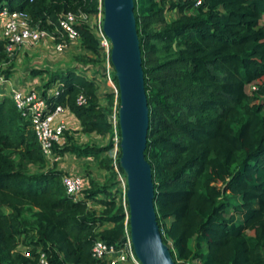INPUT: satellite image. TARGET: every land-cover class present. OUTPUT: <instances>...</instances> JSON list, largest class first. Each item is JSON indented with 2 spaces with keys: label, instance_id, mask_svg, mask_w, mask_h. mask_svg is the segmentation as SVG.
Masks as SVG:
<instances>
[{
  "label": "trees",
  "instance_id": "trees-1",
  "mask_svg": "<svg viewBox=\"0 0 264 264\" xmlns=\"http://www.w3.org/2000/svg\"><path fill=\"white\" fill-rule=\"evenodd\" d=\"M3 6L27 14L54 42L67 40L58 25L62 12L102 14L101 0H0ZM133 13L148 106L143 155L162 242L170 243L174 264H264V0H133ZM75 28L79 47L98 54L102 47L90 25L80 19ZM5 59L0 38V62ZM31 73L47 75L38 94L47 109L60 105L75 119L74 132L108 138L103 146L76 144L66 127L53 151L96 159L112 147L110 90L102 105L96 81L83 69ZM111 78L116 85L112 72ZM115 128L118 136L117 120ZM116 153L122 173L118 144ZM30 165L42 170L45 159L27 119L2 95L0 264H37L40 254L48 264H108L90 248L96 239L124 240L127 207L113 184L86 178L74 200L64 192L60 170L29 174ZM111 167L105 158L102 169ZM19 245L27 256L15 252Z\"/></svg>",
  "mask_w": 264,
  "mask_h": 264
},
{
  "label": "water",
  "instance_id": "water-1",
  "mask_svg": "<svg viewBox=\"0 0 264 264\" xmlns=\"http://www.w3.org/2000/svg\"><path fill=\"white\" fill-rule=\"evenodd\" d=\"M101 5V30L117 86L118 165L125 178L132 250L139 264H174L156 222L151 169L143 155L148 106L133 0H101Z\"/></svg>",
  "mask_w": 264,
  "mask_h": 264
},
{
  "label": "rangeland",
  "instance_id": "rangeland-1",
  "mask_svg": "<svg viewBox=\"0 0 264 264\" xmlns=\"http://www.w3.org/2000/svg\"><path fill=\"white\" fill-rule=\"evenodd\" d=\"M166 17H170L172 12H165ZM100 12L92 14L89 16H84L80 19L86 21L91 29L98 33V27L100 26ZM79 19V20H80ZM262 20H264V15H262ZM88 54L93 57L92 60L87 59ZM107 62L111 65L109 61V51L101 49L98 54L94 55L87 52L79 47L78 41H70L64 48L58 50L55 48V43L50 35H44L40 37L36 42L25 43L18 47L13 56L6 58L0 62V96L7 95L11 99V92L14 90L26 91H36L39 92L38 88L42 87L43 82L46 81L47 75L45 73L32 74L31 70L33 68H48V70H59L67 66H75L77 70H84L86 75L91 76L97 85V93L100 98V103L105 105L103 100V93L106 91H112L111 85L108 82L105 74L103 72L104 67ZM110 79L111 72L113 73L112 66H110ZM245 92L251 94L253 90V85L248 83L245 85ZM53 91V87L49 88V92ZM112 93V92H111ZM113 95V104L111 106H106L109 109V119L112 123L116 121V97ZM262 104L261 112L264 114V96L259 98ZM62 118L65 122V126L68 127V132L73 135L74 142L76 144L88 143L93 145L103 146L107 143V137H99L95 134H82L79 132H74L78 127L77 122L74 118H71L68 113L64 112ZM64 138L61 137L57 144H60ZM113 146V145H112ZM114 154V146L111 147L104 154L99 155L96 159L94 158H74L69 153H64L61 156L53 151V156L45 159V166L42 170H39L35 166H28V173H35L38 171H46L47 169L54 166V169L60 170L61 174L64 173H74L79 175L83 179L82 190L87 187L86 178H93L98 182L105 181L107 183L113 184L111 191L115 190L116 198L120 200L121 204L124 206L122 198L125 193V178L123 173L118 171L116 165V155ZM105 156V157H104ZM104 157V158H103ZM105 158L111 159L112 172H106L102 169L105 164ZM219 180L215 181L216 185H220ZM82 190L79 192L78 196H82ZM125 199V198H123ZM91 207H98L94 203L89 202ZM126 212V211H125ZM170 246V243H167ZM24 247L21 245L17 246L16 251L22 252ZM4 264H9L5 262ZM130 264V263H126Z\"/></svg>",
  "mask_w": 264,
  "mask_h": 264
},
{
  "label": "built area",
  "instance_id": "built-area-1",
  "mask_svg": "<svg viewBox=\"0 0 264 264\" xmlns=\"http://www.w3.org/2000/svg\"><path fill=\"white\" fill-rule=\"evenodd\" d=\"M193 5H199L202 0H189ZM85 15L82 13H73L70 11L62 12L58 25L64 33L67 40L60 39L55 43V48L60 50L64 48L70 41L77 38V30L75 24ZM50 35L46 30L29 23L27 14L19 10H8L5 6L0 9V38L3 40L4 56L10 58L15 50L25 43L36 42L40 37ZM98 40L102 49L109 51V41L103 34L100 26L98 27ZM52 38V36L50 35ZM111 65L107 62L104 67V74L111 85V92L117 96V87L110 79ZM11 100L14 107L19 111L20 115L27 119L29 127L39 146L41 155L44 158L53 156V145L61 139L63 130L66 128L62 114L66 112L62 106L55 105L52 109H47L43 99L36 91L30 90L22 92L14 90L11 92ZM83 98L79 95L76 102L80 104ZM112 141L114 146V154L117 152L118 136L115 123H112ZM112 146V147H113ZM113 154V156H115ZM61 185L67 196L74 200L80 198L79 192L83 187V179L74 173H64L60 178ZM125 198V193L124 197ZM123 203L125 199H123ZM124 240L120 245L108 244L99 239L93 241L90 253L95 259L105 260L108 264H139L134 256L131 242L129 239V230L125 226L127 213L124 212ZM27 256V251L21 252ZM37 264H48L42 254L38 257Z\"/></svg>",
  "mask_w": 264,
  "mask_h": 264
},
{
  "label": "crops",
  "instance_id": "crops-1",
  "mask_svg": "<svg viewBox=\"0 0 264 264\" xmlns=\"http://www.w3.org/2000/svg\"><path fill=\"white\" fill-rule=\"evenodd\" d=\"M67 113V112H66ZM70 116V115H69ZM71 117V116H70ZM72 118V117H71ZM77 129V128H76Z\"/></svg>",
  "mask_w": 264,
  "mask_h": 264
}]
</instances>
